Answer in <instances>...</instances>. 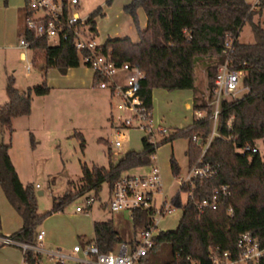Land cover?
I'll use <instances>...</instances> for the list:
<instances>
[{
	"label": "trees",
	"instance_id": "1",
	"mask_svg": "<svg viewBox=\"0 0 264 264\" xmlns=\"http://www.w3.org/2000/svg\"><path fill=\"white\" fill-rule=\"evenodd\" d=\"M264 5L256 11L250 10L245 0H129L123 8L137 30L138 42L129 38L108 39L102 53L117 65L129 63L143 72L145 78L137 85V93L147 109H152V90L195 91L194 67L197 62L214 63L207 68L208 90L214 89L217 66L223 63L222 46L228 36L234 39V52L230 66L242 72L243 86L247 92L238 100L224 102L215 126V134L204 152L201 144L212 135L213 125L208 119L193 121L192 125L178 135L163 140L168 143L180 136L188 140V167L200 159L199 165L209 164L216 169L210 179H197L192 196L182 205L179 194L173 203L182 208V216L175 230L160 231L150 251L140 258L139 264H211L208 250L220 246L232 254L237 253V240L241 234L250 232L264 246V161L259 151L240 153L237 149L264 139V30L253 22ZM143 10L146 27L138 28L137 11ZM102 16L100 9L87 19L93 35H96L94 19ZM250 22L254 43L245 45L238 41L241 28ZM31 50L44 53L45 69L56 68L62 74L79 66L81 54L72 42L57 47L45 40H34L25 32ZM98 76H93L97 87ZM50 88L44 81L41 86L19 91L12 79L7 81V102L0 106V126L12 132L13 120L27 117L31 113L32 97H44ZM193 111H207L204 99L193 97ZM197 137L199 144L193 142ZM81 138V137H80ZM82 141V138H81ZM83 142V141H82ZM141 152L128 151L117 162H112L109 152L108 167L81 165L82 187L75 194H66L54 202L52 211L62 210L77 194L98 190L108 184V195L113 183L124 171L151 164L155 149L143 138ZM264 145V142H263ZM10 144H0V188L19 215L21 228L13 237L24 243L34 244L38 227L45 215L38 213L36 196L32 185H23L9 156ZM170 166L174 175L180 168L172 158ZM226 185L228 197L221 198L215 207L198 208L197 203L209 199L214 188ZM181 191H188L182 187ZM231 212H228V209ZM148 211H137L133 220L136 232L130 244L134 245L140 231L149 222ZM1 227V219H0ZM93 241L101 252H107L114 242L121 241L113 221L93 222ZM187 257L190 260H187ZM25 264H41L42 256L31 250L23 254ZM259 264H264L261 261Z\"/></svg>",
	"mask_w": 264,
	"mask_h": 264
},
{
	"label": "rangeland",
	"instance_id": "2",
	"mask_svg": "<svg viewBox=\"0 0 264 264\" xmlns=\"http://www.w3.org/2000/svg\"><path fill=\"white\" fill-rule=\"evenodd\" d=\"M78 1L77 14L82 19L87 20L97 9L102 12V16L94 19V39L97 44L103 45L108 39L122 38H129L133 43L138 42L137 30L130 17L123 12L129 0ZM245 1L250 5L254 0ZM23 5L24 0H0V106L7 102L6 85L9 79L13 80L14 87L19 91L41 86L45 81L50 92L44 97H32L30 115L13 120L11 133L0 126V144H10L9 156L21 183L33 186L38 213L45 215L38 227V230L45 232L43 247L70 253L74 245H81L93 238L94 221L108 219L113 221L121 238L119 242L130 241L136 232L133 220L128 212L114 214L108 210L107 183L101 185L91 207L82 212H76L75 207L82 205L86 196L94 197V190L85 191L83 196L71 199L60 211L53 212L52 206L66 194H75L82 187L81 165L107 168L109 152L114 163L128 151L141 152V140L146 133L139 129H130L126 143L118 150L113 148L115 134L110 116L112 113L117 114L116 99H112L107 91L94 86L92 71L82 60L77 68L69 69L65 74L56 68L46 70L44 53L40 50L25 51L26 60H20L19 55L23 51L19 48V40L24 35L25 14L16 16L11 6L20 9ZM137 20L138 28L143 30L147 22L143 10L137 11ZM252 20L264 30V9ZM238 41L245 45L254 43L250 22H245L241 28ZM29 63L30 70L27 74L26 66ZM213 64L206 61L195 64V91L152 90L151 116L155 125L170 132L184 131L192 125L193 97L196 95L198 99L207 102L209 90L206 71ZM239 83V88L243 89V79ZM244 94L245 92L239 97ZM187 143L188 140L181 135L168 143H160L154 153L155 159H151L150 165L142 167L147 169L153 164L159 167L164 183L163 194L168 203L177 194L182 205L188 198V193L181 191L177 181V176L183 175L188 168ZM256 144L264 161V145L261 141ZM200 146L202 154L205 143ZM172 158L180 168L177 175H174L170 166ZM138 171V168H132L123 174ZM161 200L162 197L158 195L156 202ZM0 209L1 231H16L20 218L1 189ZM181 216L182 208L175 206L172 214H167L160 220L158 228L175 230ZM13 253L17 254L22 264V250L11 245L0 249V264L3 258L15 256ZM80 257L81 254L75 255V258ZM41 264L57 263L43 255ZM65 264L79 263L76 259H70Z\"/></svg>",
	"mask_w": 264,
	"mask_h": 264
},
{
	"label": "built area",
	"instance_id": "3",
	"mask_svg": "<svg viewBox=\"0 0 264 264\" xmlns=\"http://www.w3.org/2000/svg\"><path fill=\"white\" fill-rule=\"evenodd\" d=\"M78 5V0H25V30L23 38L19 40V48L22 49L23 55L25 51L31 50V43L27 41L25 32L34 40L47 41L52 47L72 42L76 51L81 54L80 60L92 71L93 76L100 78L97 88L107 91L112 99H116L117 114L112 113L110 116L115 134L113 148L118 150L126 143L127 132L130 129H139L146 133L147 143L156 150L163 140L178 135L179 131L170 132L154 124L151 111L145 107L137 93V85L145 78L144 73L129 63L117 65L108 55L102 53L103 45L96 43L87 20L78 16ZM261 5H264V0H254L250 4V10L256 11ZM233 43L234 39L228 36L222 46L224 61L217 66L214 89L207 99V108L211 110L210 116H207V111H193L195 122L208 119L213 125L212 135L205 143L201 156L215 134L222 103L236 101L241 98L239 95L247 92V88H239L242 72L234 71L230 66L234 52ZM23 60H26L25 56ZM29 70L30 63L26 66L27 74ZM192 140L199 144L197 137L194 136ZM247 151L254 153L259 150L257 147L249 146L239 149L241 154ZM151 159H155L154 154L151 155ZM199 162L200 159L188 167L183 175L177 176L180 189L188 188V197L192 196L195 180L213 178L217 172L211 165L207 163L199 165ZM142 169L140 172L122 174L113 183L108 202L111 213L128 212L131 220H134L137 211H148L149 222L146 228L140 231L134 245L130 244L131 240L117 241L111 245L109 251L101 252L95 242L84 241L81 245H74L70 253L59 249L47 250L43 247L45 232L39 229L34 244L20 242L8 235L0 236V247L6 245L19 247L22 250V264H25L23 254L27 250L41 256L45 255L47 259L57 264H65L70 259H76L79 264H139L140 258L154 246L158 233L164 231L158 228L160 220L175 211L174 198L168 203L163 194L164 183L159 167L153 164L147 169ZM36 187L39 185L36 184ZM83 195L84 192L77 194L75 198ZM158 195L162 197L159 203L156 202ZM229 195L230 191L226 185L216 187L209 199L197 203L198 208H215L221 202V198ZM96 197L86 196L82 205L75 207V211L82 212L90 208ZM228 212H231L230 208ZM236 246V254L222 250L218 245L210 247L208 258L211 264H259L264 261V246H261L250 232L241 234ZM77 254H81V257L75 258ZM187 260L190 258L187 257Z\"/></svg>",
	"mask_w": 264,
	"mask_h": 264
},
{
	"label": "crops",
	"instance_id": "4",
	"mask_svg": "<svg viewBox=\"0 0 264 264\" xmlns=\"http://www.w3.org/2000/svg\"><path fill=\"white\" fill-rule=\"evenodd\" d=\"M24 5H25V0H24ZM24 5L19 9L18 7H16V6H11V10H13V11H15L14 12V14L17 16V15H19L20 13H24L25 14V9H24ZM20 7V6H19ZM264 9V8H263ZM262 9V10H263ZM262 10H261V12H262ZM14 16V15H13ZM25 30V29H24ZM24 34V33H23ZM20 60H23V57L25 56V55H23V53L21 52L20 53ZM93 76V75H92ZM261 142L263 143L264 142V139L263 140H261ZM257 146V148L259 147L258 145H256ZM259 149V148H258ZM138 172H140V171H142L143 169L142 168H138ZM1 189V188H0ZM108 205V204H107ZM108 207V206H107ZM15 210V209H14ZM109 210V209H108ZM18 215V214H17ZM0 217L2 218V213H1V209H0ZM18 217H19V215H18ZM0 218V219H1ZM20 218V217H19ZM106 221V220H105ZM19 227H18V229L16 230V231H14V232H2L1 231V229H0V236H12L13 235V233H15V232H17L20 228H21V226H22V221H21V218H20V225H18ZM4 246H2V247H0V249L1 248H3ZM8 249H10V251H15L14 249H12V248H8ZM13 254H15V253H13ZM7 258V257H6ZM20 261H21V259L20 258H18V256H17V254H15V256H12L11 258H8V259H2L1 260V263L2 264H20Z\"/></svg>",
	"mask_w": 264,
	"mask_h": 264
}]
</instances>
